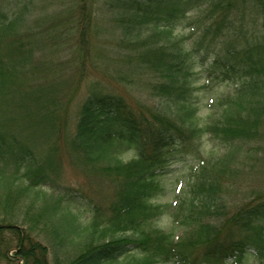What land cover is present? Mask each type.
Listing matches in <instances>:
<instances>
[{
    "label": "trees",
    "instance_id": "16d2710c",
    "mask_svg": "<svg viewBox=\"0 0 264 264\" xmlns=\"http://www.w3.org/2000/svg\"><path fill=\"white\" fill-rule=\"evenodd\" d=\"M248 1L106 0L120 30L118 46L138 70L155 74L151 92L163 103L130 101L93 82L64 145L71 163L96 170L113 192L109 202L86 207L76 204L86 197L80 190H57L60 145L43 144L62 134L56 123L78 92L85 66L59 105L43 89L26 90L37 64L38 34L28 26L34 0L0 1V247L7 258L19 256L24 264H248L253 251L257 260L250 264H264V197L233 211L228 200L233 173L250 151L245 143L264 131V0H251L249 11ZM92 7L93 0L71 7L81 52L97 15ZM194 13L198 44L206 42L199 53L203 60L212 55L208 76L235 83L231 93L211 100L206 119L195 96L197 61L177 33ZM208 133L221 148L204 156ZM129 149L135 154L125 160ZM189 154L198 160L187 191L158 202L167 166ZM170 211L176 225L167 231L156 221ZM178 225L182 234L174 231Z\"/></svg>",
    "mask_w": 264,
    "mask_h": 264
},
{
    "label": "rangeland",
    "instance_id": "374dc122",
    "mask_svg": "<svg viewBox=\"0 0 264 264\" xmlns=\"http://www.w3.org/2000/svg\"><path fill=\"white\" fill-rule=\"evenodd\" d=\"M0 1L7 4V0ZM250 1L247 2L248 11ZM74 5L75 0H34L28 26L38 34V42H35L37 64L29 75L30 85L26 86V90L43 89L44 92L41 91V93H45L49 101L55 97L57 102L53 105H59L70 92L74 78H78L79 66L82 63L85 66L86 76L80 88L77 89L78 92L70 101L68 111L65 106L60 122L56 123L58 128L60 126L62 134L55 137L51 134V138L42 143L49 145L51 142H57L60 145L58 152L60 159L57 163L59 170L53 174L57 190L61 188V185L80 190L86 197L78 198L76 204L86 207L89 201L109 202L113 192L110 180L102 178L96 170L82 164L71 163L64 145L69 131L74 129L80 107L92 88L93 82H98L100 87L123 93L130 101H138L145 105L161 106L163 100L151 92V81L155 78V74L138 70L137 65L127 58L128 50L118 46L120 30L115 24V15L109 10L110 6H107L106 0H93L92 10L97 15L88 30L89 41L81 52L72 35L73 21L77 16V12L71 9ZM196 17V13L187 17L179 25L177 33L184 37L192 51V57L195 58L194 61H197L195 70L199 73L198 76L201 74V78L196 82L195 96L200 107V114L206 119L210 115L209 109L213 108L211 105L214 106L211 100L214 98L217 102L222 96L231 93L235 83L208 76L206 67L212 60V55L203 60V54L199 53V51L202 52L206 42L202 45L198 44L199 34L197 30H194L199 23L195 22ZM46 37L47 40H42ZM203 84H208L209 87L203 88ZM218 141L209 133L205 134L202 138V148L205 153L203 155L206 156L211 150L220 149L221 146L217 145ZM245 148L250 151L245 154L243 165L239 164L242 165L241 169L237 168V171L233 173L236 178L233 189H230L228 194L229 211H233L239 203L248 202L259 195L264 197V131L258 140L246 142ZM134 154L135 152L129 149L122 153V157L129 160ZM195 157L196 154H189L186 161L167 166L166 172L161 176L163 190L156 198L158 202H171L187 191L192 165L198 160ZM172 214L173 212L170 211L160 217L156 225L167 231L172 230L176 225ZM183 230L184 227L179 225L174 229L177 234H182ZM0 249V255L3 258L0 264H24L19 256L9 259L5 255L6 249L4 247ZM15 250L16 248L10 249L8 253L11 255ZM256 260L257 256L253 251L246 255V263H254Z\"/></svg>",
    "mask_w": 264,
    "mask_h": 264
}]
</instances>
